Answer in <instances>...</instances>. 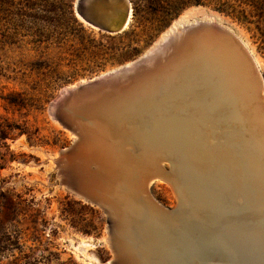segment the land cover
<instances>
[{
	"label": "rangeland",
	"instance_id": "374dc122",
	"mask_svg": "<svg viewBox=\"0 0 264 264\" xmlns=\"http://www.w3.org/2000/svg\"><path fill=\"white\" fill-rule=\"evenodd\" d=\"M219 1L130 0L128 29L109 35L78 16V0H0V264H108L112 257L106 215L66 187L57 164L74 141L49 113L64 88L117 70L200 21L235 34L264 78V0ZM149 192L166 209L178 204L164 181Z\"/></svg>",
	"mask_w": 264,
	"mask_h": 264
},
{
	"label": "bare ground",
	"instance_id": "6f19581e",
	"mask_svg": "<svg viewBox=\"0 0 264 264\" xmlns=\"http://www.w3.org/2000/svg\"><path fill=\"white\" fill-rule=\"evenodd\" d=\"M175 65L176 71L167 73V80L176 85L175 133L154 138L136 151L81 153L67 160L68 170L82 184L93 181L86 190L107 191L110 199L119 200L122 229L132 233L135 224H139L136 230L144 229L146 264H177L176 253L182 264H197L206 255L200 249L208 244L209 233H215L212 242L222 237L220 233H226L227 240L233 238L231 248L236 250L232 254L246 264H264V138L258 133L253 93L261 72L258 68L257 78L242 54L217 36L176 54ZM214 122L224 125L218 128ZM164 163L169 170L163 168ZM154 175L169 177L191 216L188 237L197 235L201 240L192 239L187 245L195 251L192 256L183 253L185 246L177 230L188 219L178 213L169 216L151 202L147 184ZM204 225L209 229H203ZM164 231H171L168 239ZM155 244H161L156 253Z\"/></svg>",
	"mask_w": 264,
	"mask_h": 264
},
{
	"label": "water",
	"instance_id": "95a60500",
	"mask_svg": "<svg viewBox=\"0 0 264 264\" xmlns=\"http://www.w3.org/2000/svg\"><path fill=\"white\" fill-rule=\"evenodd\" d=\"M131 8L130 0H78L77 14L96 29L109 35H118L129 27ZM209 36L224 39L241 53L258 78L260 72L253 55L235 34L217 22H196L168 35L162 42L128 65L90 81L64 88L50 104L49 113L52 118L74 137V141L60 151V158L57 161L58 166L64 171V184L106 215L108 244L112 253L109 264H146L143 252L146 251L148 244L144 242L146 240L143 236L144 229L141 227L136 230L139 224L133 225L135 231L132 230V233L122 229L119 200L112 196L110 199L107 191L101 193L97 190V193H94L86 190L87 186L91 187L90 183L93 181L87 179L88 185L82 184L76 173L68 170L67 160L81 153L136 151L145 148L146 143L151 144L150 141L154 138L164 139L175 133L176 85L175 82L167 80V73L176 71V54L183 53L186 49L190 50L191 47L194 48L198 42H202ZM258 81L257 84L255 83L253 92L254 104L258 112L255 117L259 122L258 133L264 138V78L260 76ZM258 108H261L262 113ZM86 165L91 166L90 163ZM156 180L168 183L173 189L167 175H154L148 180V192L150 183ZM104 186L106 188L107 185ZM173 191L178 198V204L174 209L164 208L152 197L151 202L169 216L178 213L181 218L188 219L187 225L177 230L185 246L183 253L192 256L195 251L187 245L192 239L194 242L201 240L197 235H194L192 239L188 237L191 216L183 209L177 192L174 189ZM211 224L221 225L214 222ZM203 229H209V226ZM169 232L171 231H164L162 234L165 239L169 238ZM220 234L222 237H216L217 239L213 242L210 238H213L215 233L207 235V248H204L206 245H202L200 249L206 254L202 258L204 261L198 259L197 264H246L245 260L232 254L236 250L231 248L234 239L227 240L226 233ZM159 245L161 244H155V253L160 249ZM226 245L229 249L224 248ZM198 246L199 244L196 247ZM170 252L175 256V253ZM160 253L159 255L169 258L168 254ZM176 254L177 264H182L179 253Z\"/></svg>",
	"mask_w": 264,
	"mask_h": 264
},
{
	"label": "trees",
	"instance_id": "16d2710c",
	"mask_svg": "<svg viewBox=\"0 0 264 264\" xmlns=\"http://www.w3.org/2000/svg\"><path fill=\"white\" fill-rule=\"evenodd\" d=\"M219 4H220L221 6H224L221 0L219 1ZM224 7H225V6H224ZM218 10H219V12H221V13H226V12L223 11L222 9H218ZM81 11L83 12V8H82V6H81ZM242 14H243V13H242Z\"/></svg>",
	"mask_w": 264,
	"mask_h": 264
}]
</instances>
